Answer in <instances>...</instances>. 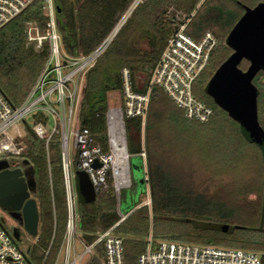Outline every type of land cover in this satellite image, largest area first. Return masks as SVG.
Here are the masks:
<instances>
[{
    "label": "trees",
    "instance_id": "obj_1",
    "mask_svg": "<svg viewBox=\"0 0 264 264\" xmlns=\"http://www.w3.org/2000/svg\"><path fill=\"white\" fill-rule=\"evenodd\" d=\"M62 51L71 59L86 57L110 39V44L84 77L77 119L107 148L108 96L122 93L123 69L130 71L132 87L148 91L151 76L176 27L167 9L175 7L195 16L187 33L195 40L210 31L217 43L206 69L193 84V94L214 114L208 123L187 119L185 112L160 89L153 95L145 123L146 180L149 206L135 202L119 222L123 194L117 199L112 181L108 190L91 201L76 198L81 240L94 244L100 233L114 226L113 234L124 246L126 264H137L149 241L177 242L203 247L240 249L258 253L264 264V149L247 140L240 125L217 105L208 83L233 50L226 44L233 27L247 8L264 0H54ZM28 22L44 32L48 22L44 0H36L13 21L0 28V89L18 108L31 93L50 59L49 46L41 52L26 49ZM243 61L240 69H248ZM258 90V123L264 131V71L253 81ZM131 156L142 151L141 119H125ZM25 164L33 170L40 222L37 244L27 251L33 264H41L42 249L52 248L47 264H54L67 228L66 187L62 167L61 135L48 145L37 138L26 122ZM136 158V157H134ZM133 158V159H134ZM139 159V158H138ZM79 153L71 167L77 172ZM132 160V159H131ZM130 160V162H131ZM140 160V159H139ZM15 161V160H13ZM139 163H141L139 161ZM132 190L138 186L133 180ZM104 244L94 249L88 264H105Z\"/></svg>",
    "mask_w": 264,
    "mask_h": 264
},
{
    "label": "built area",
    "instance_id": "obj_2",
    "mask_svg": "<svg viewBox=\"0 0 264 264\" xmlns=\"http://www.w3.org/2000/svg\"><path fill=\"white\" fill-rule=\"evenodd\" d=\"M36 0H0V28L10 23ZM45 15L48 22L44 32L37 22H28L24 34L27 36L26 49L32 48L41 52L45 44L49 46L50 59L42 74L36 81L27 100L18 108L14 107L0 90V161L8 162L10 169H21L23 176L29 170V165L13 161V157H21L26 152L24 143L27 137L26 122L37 138L48 145L54 135H61L62 167L64 186L66 187L67 228L62 240L60 252L54 264H81L85 256L94 258V249L103 243L105 249V264H126L124 261V246L122 239L110 230L100 233L94 244L83 243L85 251L77 255L75 238L79 230L75 194L71 186V162L69 144L79 153L78 170L85 172L95 193L108 190V179L112 181L113 189L120 192L125 188L130 178L129 162L134 157L139 158L147 171V154L144 146L145 123L149 104L153 95L152 88L162 90L174 104L185 112L187 119L201 124L208 123L214 114L210 106H206L193 94V84L206 69L211 54L217 44L215 36L207 31L201 39L195 40L187 33V26L195 16L196 11L185 15L167 17L174 22L176 33L169 38L167 45L152 74L148 91L138 93L132 87L130 71L122 72L123 103L109 110L106 115L107 148L96 141L88 128H81L77 119L78 105L82 92L81 81L88 70L93 67L97 58L102 55L112 38L106 40L92 55L71 59L62 51V37L57 30L56 5L54 0H44ZM169 13V12H168ZM183 14L182 12H180ZM119 28V27H118ZM75 79V80H74ZM141 119L142 151L131 156L127 146L125 119ZM52 121L51 130L48 129ZM74 124H77L75 127ZM11 157L12 161L6 159ZM131 158V159H130ZM99 163L100 168H95ZM75 173L73 176V180ZM76 190V189H75ZM151 203L146 206L150 207ZM119 222L126 218L121 214ZM1 221V220H0ZM5 223V222H4ZM0 223V264H33L28 253L17 245L13 234H10ZM34 245L37 237H33ZM149 246L142 253L137 264H262L261 257L253 252L240 249H223L219 247H203L177 242L163 241L154 246L151 237ZM53 244L42 249L41 264H47V258ZM63 256L61 262L60 257Z\"/></svg>",
    "mask_w": 264,
    "mask_h": 264
},
{
    "label": "water",
    "instance_id": "obj_3",
    "mask_svg": "<svg viewBox=\"0 0 264 264\" xmlns=\"http://www.w3.org/2000/svg\"><path fill=\"white\" fill-rule=\"evenodd\" d=\"M118 30L116 28L115 32ZM226 44L233 53L209 81V94L240 125L244 137L264 149V131L258 123V90L253 84L255 77L264 71V4L246 9ZM245 60L249 66L244 72L239 66ZM94 166L101 167L97 162ZM25 175L21 169H10L8 162L0 161V209L16 217L31 237H37L40 214L37 201L32 197L37 187L33 170ZM74 186L80 200L91 202L96 198L85 172H75ZM0 223L2 225L4 220ZM20 235L21 230L14 229L13 237L18 242Z\"/></svg>",
    "mask_w": 264,
    "mask_h": 264
},
{
    "label": "rangeland",
    "instance_id": "obj_4",
    "mask_svg": "<svg viewBox=\"0 0 264 264\" xmlns=\"http://www.w3.org/2000/svg\"><path fill=\"white\" fill-rule=\"evenodd\" d=\"M167 12H169L168 14L170 17H173L174 15L179 16L181 21L184 20L185 15H186V14L184 15V13L182 11H178L177 9H175V7H173V6L168 7ZM180 12H182L183 14H181ZM81 84H83L82 81L79 85V90H80ZM122 103H123L122 93L116 91V92L109 94V96H108V109L109 110H113V108L119 107L120 105H122ZM52 126H53V123H52V121H50L48 129L51 130ZM74 126L76 127L77 124H74ZM142 136H143V134H142ZM72 146H73V142L71 140V142L69 144V148L71 150L70 162L73 161V157L77 153V150L75 148H73ZM6 159L12 161L11 157H7ZM13 160H17L19 163L26 165L23 157L22 158L21 157H19V158L13 157ZM139 161L140 160L138 158H134L131 160V162H129L131 174H130V178L128 179V181H126L125 188H123L120 192H118L117 190L114 189V192H115V195L117 196V199H119L120 196L123 194V201L121 203L120 211H119L120 215L127 213L130 210H132L135 206V202L140 201L141 204L139 207L146 206L149 203H151L150 202L149 186L146 185V188H145V184L143 182V177H145V180H146V175H145V173L143 174L144 167H143V165H140L141 163H139ZM70 171H71V186L73 188L74 193L76 194V190H75V186H74V180H73V176L75 173L74 167H72ZM133 180H135L136 183L138 184V186L135 190H132ZM32 197L35 199L34 195H32ZM151 205H152V203H151ZM151 205H150V208H151ZM0 220H4V222H5L4 226L10 234H13L14 229H20L21 230L20 241L17 242V245H19V247L21 249H23L25 252H27L29 250V248H34V243H33L34 238L31 237L25 231L24 226L16 217L12 216L10 213L4 211L3 209L2 210L0 209ZM75 243H76L77 255L84 253L85 247H84L82 240H81L80 230L77 231ZM256 254H258V253H256ZM63 256L64 255L62 254L60 257L61 262L63 260ZM89 260H90V256H85L82 258L81 264H88Z\"/></svg>",
    "mask_w": 264,
    "mask_h": 264
},
{
    "label": "crops",
    "instance_id": "obj_5",
    "mask_svg": "<svg viewBox=\"0 0 264 264\" xmlns=\"http://www.w3.org/2000/svg\"><path fill=\"white\" fill-rule=\"evenodd\" d=\"M141 165V164H140ZM143 174H144V172H143ZM130 212H131V210H130Z\"/></svg>",
    "mask_w": 264,
    "mask_h": 264
}]
</instances>
